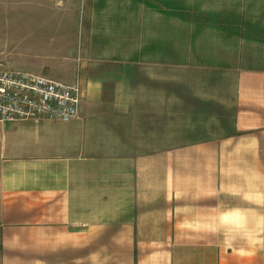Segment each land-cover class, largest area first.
I'll return each instance as SVG.
<instances>
[{"label": "crops", "instance_id": "1", "mask_svg": "<svg viewBox=\"0 0 264 264\" xmlns=\"http://www.w3.org/2000/svg\"><path fill=\"white\" fill-rule=\"evenodd\" d=\"M80 79L78 118L0 123V264H264V70L239 74L234 134L142 155L117 151L125 77Z\"/></svg>", "mask_w": 264, "mask_h": 264}, {"label": "rangeland", "instance_id": "2", "mask_svg": "<svg viewBox=\"0 0 264 264\" xmlns=\"http://www.w3.org/2000/svg\"><path fill=\"white\" fill-rule=\"evenodd\" d=\"M0 63L108 77L107 93L125 77L122 155L221 140L235 132L240 72L264 70V0H0ZM250 231L264 245V212Z\"/></svg>", "mask_w": 264, "mask_h": 264}, {"label": "built area", "instance_id": "3", "mask_svg": "<svg viewBox=\"0 0 264 264\" xmlns=\"http://www.w3.org/2000/svg\"><path fill=\"white\" fill-rule=\"evenodd\" d=\"M84 95L79 75L66 82L0 63V123L68 122L78 118Z\"/></svg>", "mask_w": 264, "mask_h": 264}]
</instances>
